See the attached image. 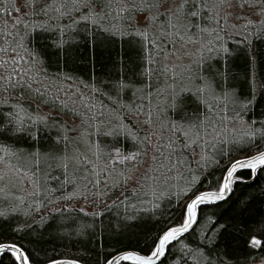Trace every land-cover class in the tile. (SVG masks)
Wrapping results in <instances>:
<instances>
[{
    "label": "snow or ice",
    "instance_id": "1",
    "mask_svg": "<svg viewBox=\"0 0 264 264\" xmlns=\"http://www.w3.org/2000/svg\"><path fill=\"white\" fill-rule=\"evenodd\" d=\"M10 12L0 22L7 264H87L89 245L96 264H264V215L245 216L253 197L233 201L264 174V0H4ZM105 41L122 50L103 75L85 83L61 70L78 43L95 63ZM138 224L149 225L138 241L119 243ZM45 234L71 248L37 249Z\"/></svg>",
    "mask_w": 264,
    "mask_h": 264
},
{
    "label": "trees",
    "instance_id": "2",
    "mask_svg": "<svg viewBox=\"0 0 264 264\" xmlns=\"http://www.w3.org/2000/svg\"><path fill=\"white\" fill-rule=\"evenodd\" d=\"M3 2L4 0H0V4H3ZM0 15H1L0 22L7 20L10 23L12 17L14 16V13L10 12L8 16H4L3 14ZM103 47H104L103 56L97 57L95 63H93L87 56L88 48L85 46L84 43H78L75 46V55L73 57L72 62L67 67H62L61 70L69 72L70 74L74 73L75 75L81 77L85 81V83H90L91 82L89 79L90 76L94 74L97 76L103 75L102 68L106 64L110 66V58L114 59L117 52L122 50L120 45L114 41H105ZM177 47H179V45H177ZM123 50L126 52V55L128 57L132 58L129 61V67L134 68L135 53L128 51L126 45ZM237 64H238V70L241 73V77H243L244 72H246L247 70V65L243 58L237 61ZM52 70L55 71L56 69L53 68ZM260 71L262 74H264V62H262L260 65ZM240 88L243 94H247L248 82L243 78H241L240 80ZM122 98L126 102H132V103L140 102L138 99H134L133 97H131L130 94H124ZM97 99H99L104 104L109 103L102 96L98 95ZM257 111L258 112L260 111L259 106L257 108ZM19 146H26V145L21 144ZM125 147H127V145H125ZM262 188H264V174H261L256 178L255 184H250V183L240 184L233 195V201H236L237 198H239L241 202L246 201L248 197H253L251 203L248 204L247 209L245 210V216L249 219L264 215V192L261 191ZM148 227H149L148 224H138L134 229H132L131 234L119 237L118 238L119 243L121 244L136 243L140 238V236L148 229ZM140 242L143 243L142 240H140ZM36 247L37 249L48 248L49 255H51L52 254L50 251L51 248L55 247L59 249H65V248H71V245L67 243H60L54 237L49 238L47 234H45L43 237H40L37 240ZM92 247L93 246L89 245L85 249L89 253V259L87 261V264H96L97 253L91 250ZM73 250L75 251L76 249ZM0 260H3L5 264H7L6 257L1 256Z\"/></svg>",
    "mask_w": 264,
    "mask_h": 264
},
{
    "label": "rangeland",
    "instance_id": "3",
    "mask_svg": "<svg viewBox=\"0 0 264 264\" xmlns=\"http://www.w3.org/2000/svg\"><path fill=\"white\" fill-rule=\"evenodd\" d=\"M14 15H15V13H14ZM1 16V15H0ZM82 91H83V89H82Z\"/></svg>",
    "mask_w": 264,
    "mask_h": 264
},
{
    "label": "water",
    "instance_id": "4",
    "mask_svg": "<svg viewBox=\"0 0 264 264\" xmlns=\"http://www.w3.org/2000/svg\"><path fill=\"white\" fill-rule=\"evenodd\" d=\"M1 257V256H0Z\"/></svg>",
    "mask_w": 264,
    "mask_h": 264
}]
</instances>
